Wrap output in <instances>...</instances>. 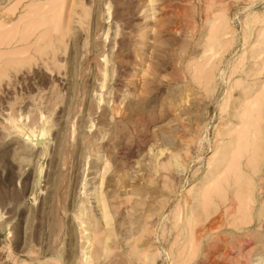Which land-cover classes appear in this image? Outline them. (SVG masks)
<instances>
[{
    "label": "rangeland",
    "instance_id": "rangeland-1",
    "mask_svg": "<svg viewBox=\"0 0 264 264\" xmlns=\"http://www.w3.org/2000/svg\"><path fill=\"white\" fill-rule=\"evenodd\" d=\"M0 32V264H264V0H0Z\"/></svg>",
    "mask_w": 264,
    "mask_h": 264
},
{
    "label": "bare ground",
    "instance_id": "bare-ground-1",
    "mask_svg": "<svg viewBox=\"0 0 264 264\" xmlns=\"http://www.w3.org/2000/svg\"><path fill=\"white\" fill-rule=\"evenodd\" d=\"M5 35H7L5 32H0V39H2V40H5V39H7L8 37H6ZM1 36H4V37H1ZM1 40V41H2ZM0 41V43H3V42H1ZM252 106V105H251ZM254 107V106H253ZM251 109H252V107H251ZM254 109V108H253ZM247 119V118H246ZM251 119V118H250ZM247 121H248V119H247ZM246 121V122H247ZM249 122V121H248ZM246 125V124H245ZM246 126H248V124L246 125ZM248 127H246V129H247ZM245 129V128H244ZM246 129H245V131H246ZM242 130V129H241ZM254 131H255V129H254ZM242 132H243V130H242ZM239 134V131L237 132V135ZM244 134V133H243ZM242 134V135H243ZM248 134H249V129H248ZM239 135H241V134H239ZM241 135V136H242ZM254 135H255V133H254ZM247 137V136H246ZM238 138V137H237ZM241 138V137H240ZM253 138V137H252ZM251 138V139H252ZM255 138V137H254ZM253 138V139H254ZM252 139V140H253ZM239 140V139H238ZM237 140V141H238ZM247 140V139H246ZM245 141V140H244ZM239 143H240V141H239ZM244 143V142H243ZM246 143V142H245ZM248 143V142H247ZM252 143V142H251ZM237 144H238V142H237ZM245 145V144H244ZM251 146H253L252 148H253V150H254V144L253 145H251ZM239 147H240V145H239ZM239 147H237L238 148V150L240 149ZM245 147H243V149H244ZM248 147H246V149H247ZM234 156L237 154L236 153V151H234ZM239 153H240V151H239ZM246 153H247V151H246ZM251 154V153H250ZM243 155V154H242ZM241 155V156H242ZM249 157V156H248ZM232 158H233V156H232ZM236 159V158H235ZM237 160H238V158H237ZM236 160V161H237ZM235 161V162H236ZM231 165V164H230ZM235 165V164H234ZM234 165H233V169H235V167H234ZM232 169V170H233ZM235 171V170H234ZM233 171V174H235V172ZM225 172V171H224ZM229 172V171H228ZM226 173V172H225ZM224 173V174H225ZM223 174V175H224ZM222 175V177H224ZM235 177V176H234ZM225 178V177H224ZM235 179V178H234ZM225 181V180H224ZM211 189H212V187H210ZM214 188V187H213ZM208 189V188H207ZM220 189V186H217V189H216V192L218 191ZM214 189H212V190H208L207 191V195H206V198L207 199H209V198H212V196H213V193H215V191H213ZM255 186L253 185L252 186V188H251V191H249L248 193L246 192V193H242V195L244 196V201L243 202H241V204H239L238 206H237V209L238 210H240V211H242L243 210V212H246V213H249V214H254V210L258 207V211H260V214H262L263 213V211H262V209H261V207H260V202H259V195L257 194V193H254L255 191ZM205 191V190H204ZM217 194V193H216ZM202 196H204L203 194H202ZM206 200V199H205ZM205 200H204V203H205ZM203 201V200H202ZM259 213V212H258ZM246 216V215H245ZM246 218V217H245ZM187 225L191 228V229H194V227L199 223V221H200V217H199V215L198 214H196V213H194L190 208H189V210H188V212H187ZM177 223V222H176ZM188 227V228H189ZM198 236H199V234H198ZM198 236H197V234H196V231L195 232H193V231H191V255L192 254H195L196 252H197V246H198V243H199V239H198ZM188 236H186V229L185 228H183V231H182V234H181V238L182 239H184V238H187ZM200 237V236H199ZM187 240V239H186ZM170 250V249H169ZM193 256V255H192ZM192 256H191V258H192ZM188 262H184V264H187ZM183 264V263H182Z\"/></svg>",
    "mask_w": 264,
    "mask_h": 264
}]
</instances>
